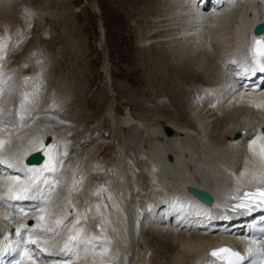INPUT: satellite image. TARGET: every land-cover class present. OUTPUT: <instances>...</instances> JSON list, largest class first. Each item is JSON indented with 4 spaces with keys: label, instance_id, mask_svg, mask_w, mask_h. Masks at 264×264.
Returning a JSON list of instances; mask_svg holds the SVG:
<instances>
[{
    "label": "bare ground",
    "instance_id": "obj_1",
    "mask_svg": "<svg viewBox=\"0 0 264 264\" xmlns=\"http://www.w3.org/2000/svg\"><path fill=\"white\" fill-rule=\"evenodd\" d=\"M52 1L47 3L44 9L53 8L57 3L63 4L65 9L72 11L73 4L76 2V0H61V2L54 0L55 3ZM121 1L129 0H119ZM28 2L34 4L42 0H28ZM169 4L168 9L173 12L167 9L154 16L155 20L152 21L155 23L154 31L150 30L140 37L138 47L144 50L147 45L164 42L173 44L172 52H175L172 55L170 51L171 55H167L164 51L154 50L153 56L150 54L151 56L146 58L147 61L144 60L145 62L137 70L133 69L125 75L133 81L132 75L143 74L146 76L145 85L148 86L151 85L147 81L150 75L146 69L149 68L154 81V85H151L154 89L151 93L153 98L151 97L150 101L159 103L165 96L168 99L166 105L174 109H178L177 92H181L183 88H179L180 81L186 82L188 86L193 85L192 88L183 90L184 95H182L192 99L191 103L195 104L194 110L198 109L200 117L197 121H191L193 110L184 117L179 111L174 112L172 116L161 113L156 115L157 117L149 115L148 117L140 116L138 119L133 118L129 113L121 116L118 123L127 129L121 136L122 140L118 142L123 147L119 144L114 145L116 150L114 159L99 157L98 151L103 143L84 152V156L73 161L70 175L57 186L48 208L54 216L71 212L73 215L69 216V221L75 218L78 211L81 219L77 227L82 226L84 228L82 235L94 237L92 244L100 247L93 250L89 246V250L85 252L84 245H81L78 257L65 256L60 252L67 238V232L62 228L60 235L41 234L42 239L45 235L48 237V242L42 244L47 249L46 252H41L34 245H29V248L34 251L37 264H66L69 259L70 264H99L104 261H109L110 264H220L216 258L209 255L210 248L227 244L233 249L246 253L255 245H264V241L260 242L248 237V218L245 217V209H227L228 203L232 200L229 195L236 197L244 188L264 186V181L253 179L254 176L264 173V158L261 154L264 134L255 131L259 126L264 125V85L256 91L244 90L241 86L243 78H252L256 75V71L251 70L250 42L254 37L252 26L264 19V0H169ZM181 6L182 11H177L176 9ZM16 8L17 0H0V37L9 45L5 59L0 62L2 63L0 73L4 74L3 79L7 81L6 84L0 85L3 88L0 104L6 110L4 117L6 127L0 131V137L11 141L5 143L4 149L5 151L16 150L23 161V163L20 161L17 163L23 167L26 164L25 151L28 154L34 152L28 143L32 137L43 135L45 138L49 135L52 136L51 144H53L55 139L59 141L63 138L64 129L57 134L53 126L42 123L45 119L38 120L37 111L34 109L31 112V115L36 114L34 117L29 116L24 121L16 117L22 93L33 91L39 81H37L38 75L35 73L37 69L32 60L24 59L18 62L7 60L13 54L18 44L17 40L21 39L19 37L26 34L20 25L19 15L15 14L10 19L3 16L7 10ZM144 12L151 11L145 8ZM229 12L233 14L229 15ZM77 16L80 17V15ZM228 20H231L229 24L226 23ZM64 22L65 26L61 34L55 33L54 30L50 31L41 40L37 50L42 51V44L46 47L48 43L58 40L59 56L62 55L73 62L72 49L82 48L80 46L81 31L76 28L73 32L66 20ZM161 22L162 24H159ZM168 26L169 28L162 29ZM102 29L104 31V27L100 31ZM213 41L218 43V48L212 47ZM190 46H192L190 51L193 52L191 58L196 62L195 69H193L194 65L187 62L191 59L190 56L184 55L185 51L182 52ZM52 61L54 62V58ZM92 61L93 59L89 58L87 64L90 66ZM52 67L47 76L48 83L50 88L55 90V96L58 97L60 104L65 106L71 100L75 105H81L83 81L88 89L96 76L90 77L89 80L80 78L81 84L68 86L69 88L65 91L61 86L64 80L62 70L55 69L54 65ZM103 70L107 73L106 65H103ZM209 71L220 75L215 81L206 82L204 74ZM146 72L148 75H144ZM81 73L76 71L74 74L82 76L83 73ZM133 82L141 84L142 78L139 82L135 79ZM199 84L204 86L200 88L198 94H195ZM178 104L180 105V102ZM229 107L234 109L229 110ZM238 107L242 109L240 115H237ZM7 109L12 110L11 115H7ZM45 109L51 112L52 106L47 105ZM105 110L108 115L107 125L111 131L110 141L117 133L116 122L114 114L111 113L112 107L107 106ZM214 115L218 117V133L210 139L207 130L208 122L214 118ZM27 125L32 127L29 128ZM242 128L246 129V133L234 138L233 134ZM143 141L147 142L144 146ZM211 148H218L225 155L222 159L217 156L211 165L204 164L200 158ZM183 149L191 150L189 153L191 155L182 153ZM40 152L43 155L41 163L28 165L29 167L43 166L48 157L44 156L42 151ZM167 152L173 154L172 161L166 160ZM129 163H131L133 174L129 171ZM192 173L198 175L193 177ZM8 174L20 175L23 179V173H16L0 165V184L5 182L3 177ZM132 175L135 176V181L138 180V185L132 183L134 180L131 178ZM73 177L81 183L78 184L79 190L71 191L73 204H68L64 198L69 196ZM187 186L206 191L214 199L212 200L214 207L211 208L190 198L183 189ZM215 190L223 192L221 202H216ZM138 191L141 192L139 193L141 194L139 195L140 213H137L133 207V201H135L133 197H139L134 195ZM3 192L4 189L0 188V193ZM24 203L40 204L39 201ZM98 205L99 208H97ZM42 214L40 211H29L27 215H15L7 206L0 205V264H3L4 258L12 253L16 245H19L20 249L24 247L23 240L27 239V233L17 236L15 228L26 223L31 225L35 233H39L35 218ZM145 223L148 225L141 229V224ZM137 226L140 227V232L143 230V233H140L141 236L149 238L151 236V239L146 237L148 239L141 240V252L134 256L131 252L134 250L131 242L135 235L133 228ZM156 232L157 235H155ZM158 233L165 237L163 241ZM154 240H158L157 244H163L167 249L163 254H159L157 247L153 255H150V246L156 245ZM103 247L108 248L106 253L103 252Z\"/></svg>",
    "mask_w": 264,
    "mask_h": 264
},
{
    "label": "rangeland",
    "instance_id": "obj_2",
    "mask_svg": "<svg viewBox=\"0 0 264 264\" xmlns=\"http://www.w3.org/2000/svg\"><path fill=\"white\" fill-rule=\"evenodd\" d=\"M57 1L61 2V0ZM52 2L55 3L56 0L55 2L54 0ZM47 3H51V0H42V2H34V4L28 2V0H17V8L15 10H5L6 12L3 13V16L6 19H10V17L15 14L19 15L18 17L20 19V25L26 33L23 37H19L21 39L17 40L18 44L15 47L16 49L14 48L13 54L9 56L10 58L8 57L9 59L7 60H15L18 62L20 60L30 59L35 65L37 69H35L37 71L35 73L36 75H38L37 81L39 80L37 84H39L40 86V96L37 103L32 107V109L37 111L36 114L38 116V120L40 118L41 120L45 119L42 120V123L45 122L53 126V129L57 132V134H60V131L64 129L63 134L61 133L63 138L59 140L58 145V150L63 152L66 149L68 153L67 156L60 157V159L63 160L64 166H62V171L65 173V176L62 177V180L70 175L71 165L73 164V161L75 159H78L80 156H84V152H87L93 147L98 146L102 143L103 145L98 151V153L100 152L98 154L99 157L108 158L110 160L114 159V157L116 156L114 145L119 144L120 147H123L122 144L118 142L122 140L121 136L124 135V131L127 128L123 127L122 124L118 122H120L121 116L126 115V113H129L130 116L138 119L140 118V116L148 117L149 115H151L152 117L155 115L154 117H157L156 115H160L161 113H164L165 116H172L174 112L179 111L180 115L184 117L186 115H189V113H191L193 110V112L191 113V121L198 120V118L200 117V112L198 111V109L194 110L195 104L191 103L192 99H190V97L186 98V96H184L185 98L183 97V90L192 88L191 86L193 85L188 86L186 85V82L180 81L179 88L183 87L182 89L180 88L181 92H177V102H180V105L177 103L178 109H174V107H168V105H166L168 99L165 96L162 99L163 101L161 100V102L159 103L158 101L157 103L150 101L153 98L151 93L154 91V89L151 85H154V81L152 80L153 77H151V71L149 68L146 69L149 71L147 72L150 75L147 81L151 83V85L148 86L145 85L146 76H143V74L139 76L132 75L133 81L135 79L139 82V79L141 80L142 78L141 84H139L140 82L136 83L129 80L127 75H125L126 73L131 72V70L133 69L137 70L140 65L145 62L144 60L147 61L146 58L148 56H153L152 51L154 50L164 51V53H167V55H171V53L173 55V53L175 52H172V50L174 49L171 45L173 44L164 42H159L157 43V45L155 43L151 46L147 45L144 50L138 47V40H140V37L145 35L150 30L154 31L155 27L153 25H155V23L152 22L155 20L154 16L160 14L161 11L163 12L168 9V7L170 6L169 0H155L152 2H149L148 0H129L125 2H119V0H76V2L73 4L74 7L72 8V11L71 9H65L63 4L57 3H55V6L53 8L48 9L46 7L47 9H44V7L48 5ZM145 8H148L151 12H144ZM179 8H177L176 10L182 11V6L180 9ZM43 9L46 11H44ZM168 11L173 12V10L169 9ZM49 13L52 14L49 15ZM232 14L233 13L230 14L229 12V15ZM77 15H80V17H78ZM67 18H71V20ZM64 20H66V22L70 25L73 32L74 30H76V28H79V30L81 31L80 33L82 36V43L80 44V46L82 48H78L76 50L72 49L71 59L74 60L73 62L67 58L65 59L64 57H62V55L59 56L60 53L58 40H55L56 44L55 41H52L53 43H48L50 46H48L47 44V46L44 47L42 44L43 52L41 50H37V47L41 45V40L45 38L47 33H49L50 31L53 32L54 30L55 33L59 32V35L61 34V30H63V27L65 26ZM169 21L171 22L170 19ZM229 22H231V20H228L226 23L229 24ZM159 24H162V22ZM102 27H104V31L103 29L102 31H100ZM164 28L167 29L169 28V26L162 27V29ZM55 33L54 36H56ZM212 47L215 49L218 48V43L213 41ZM188 48L186 50L183 49L182 52L185 51L184 55L190 56L191 58L193 52H191L190 49H192V46ZM177 52L180 53L181 51L177 50ZM49 55H53L54 57H50ZM175 56L178 57V55ZM53 58L54 62L52 61ZM89 58L93 59L90 66L87 64V60ZM175 58L176 57H174V59ZM191 59L187 62H189L193 66L194 64H196V62L195 60ZM38 61H40L41 63H37ZM51 64L54 65L55 69L58 68L57 70H62L61 72L63 73L64 80L61 86L65 91L73 84L74 86H78V84H81V80H79L80 78L82 80H84V78L89 80L90 77L92 78L94 77V75L96 76L90 83L88 89H86V87L84 86L83 81V95L81 94V97L83 98L81 101V105H75L71 100H69L68 103L70 105L67 104L65 105L66 107L60 104V101H58V97L55 96V90L51 89L48 83L49 78L47 76L48 74H50L49 71L53 66H51ZM103 65H106L107 73H105L106 71L103 70ZM46 66L48 68H46ZM195 68L196 65H194L193 69ZM76 71L82 72V76H80L79 74H77L78 77L75 76L74 73H76ZM147 72L144 73V75H148ZM219 75L220 74H217L216 72L209 71L204 74V79L206 80V82H212L215 81V79H217ZM50 78L52 79V77ZM203 86L204 84H199V89H196L197 91L195 92V94H198L200 88H202ZM78 90L80 91L79 88ZM179 95L182 97H180ZM54 102L55 105H58V107L54 106ZM47 105L52 106L51 112L47 111L48 108L45 109V106ZM107 106L112 107L111 113L114 114L112 115L115 118V127L117 129V133L115 135L116 137L114 136L110 141L109 138L111 136V131L110 128H108L109 126L107 125L108 115L107 113H105V109L107 108ZM233 109L234 107L230 108L229 110ZM236 110H238L237 115H240L242 113L241 108L238 107ZM36 114L34 115L36 116ZM34 115H31L30 113V115H28L26 118H28L29 116L34 117ZM50 117H57V119H51ZM213 117L214 118L208 122L209 124L207 129L210 133H208V137H210V139L215 137L218 133V117L216 115H214ZM61 121H64V123H61ZM140 129L144 130L142 127H140ZM44 139L45 143H52V136L50 137L49 135H46ZM146 140H148V138ZM57 141L58 140L55 139L53 141V145H56ZM142 143L143 146L147 144V142L145 141H143ZM128 166L130 173L133 174V172L131 171L132 168L130 167L131 163H129ZM131 178L133 180L135 176L132 175ZM135 180L136 179H134L132 183L138 185V180ZM139 193L141 192L138 191V193L136 192L134 195H141ZM133 200L136 201V204L135 201H133V207L136 209L135 211L137 213H140V196H134ZM146 225L148 224H141V229ZM139 228L140 227L138 226L133 228L135 231V235L133 234L134 236L131 243L134 250H131V252L132 254L134 253V256L138 255L141 252V240L143 241L149 238L148 236L143 235L142 237L140 233H143V230H141L140 232ZM155 235H157V232ZM158 235L161 236V233H158ZM149 239H151V236ZM160 239L163 241L165 237L161 236ZM154 242H156V245L150 246V255H153L157 247L159 249L158 251H160L159 254H163L167 250L163 246V244H157L158 240H154ZM132 245H130L131 248Z\"/></svg>",
    "mask_w": 264,
    "mask_h": 264
},
{
    "label": "snow or ice",
    "instance_id": "obj_3",
    "mask_svg": "<svg viewBox=\"0 0 264 264\" xmlns=\"http://www.w3.org/2000/svg\"><path fill=\"white\" fill-rule=\"evenodd\" d=\"M30 14V13H29ZM9 49L8 43L0 37V62L5 59L6 52ZM251 51L253 53V63L262 72H264V63H261L259 58H264V38H258L254 40ZM38 63H41L38 61ZM235 63V61H233ZM2 67V63H0ZM4 74L0 73V85L7 83L3 79ZM27 79V78H26ZM39 84H37L33 91H24L22 93V99L20 101L19 108L16 111V117L20 121H24L25 118L30 115L32 107L37 103L39 98ZM3 88L0 87V100H2ZM54 106L58 107V105ZM12 110L7 109V115H11ZM6 110L0 104V131L6 127L5 122ZM51 119H57V117H50ZM64 123V121H61ZM32 127V125H27ZM0 137V165L6 166L8 169L14 170L16 173H23V179L20 175L8 174L3 177L4 183L0 184V188L4 189L3 193H0V205L7 206L9 210L15 215H27L29 211H40L42 215L37 216V227L39 233H35L31 229V225L22 223L15 228V234L22 236V233H27V239L23 240L24 247L20 250V259L16 261V264H37L35 259L34 251L29 248V245H34L36 249L41 252H46L47 249L42 246L48 242V237L45 235L42 239L41 234L52 233L54 235H60V230L63 228L67 232V238L63 243V247L60 252L68 257L76 256L80 254V246L84 245V251L89 250V246L93 250L100 247L99 245H93L92 241L94 237L82 235L84 228L77 227L80 223L81 216L79 212H76L75 218L69 221V216L73 215L68 212L65 215L54 216L48 211L49 205L53 200V193L58 185H60L62 177L65 173L62 171L63 160L60 159L62 156H67L68 153L65 151L61 152L58 150L59 141L56 145L51 143H45L44 136L38 135L32 137L28 143L33 151H42L44 156L48 159L44 162L43 166L29 167L24 164L21 167L17 161L23 163L18 152L16 150L5 151V143H10ZM262 158H264V146L261 149ZM24 155H28L25 151ZM253 179L264 181V173L259 176H254ZM81 181H77L75 177L72 179V186L69 190V196L65 197V201L68 204H73L71 200V191L78 189V184ZM103 190V189H102ZM98 194V193H94ZM232 199H237L233 197ZM239 203L233 205V209L244 208L249 212L254 209L264 207V189H256L254 192H245L242 197H239ZM28 201H39V205L25 204ZM99 208V205L97 206ZM7 218V217H6ZM71 224V227H69ZM108 248L103 247V252H107ZM249 253L256 257L254 264H264V245L257 246L255 249L250 248ZM211 257L216 258V261L220 264H238L243 258L242 254L238 251H234L227 247L214 249L210 253ZM66 264H70L66 261Z\"/></svg>",
    "mask_w": 264,
    "mask_h": 264
},
{
    "label": "water",
    "instance_id": "obj_4",
    "mask_svg": "<svg viewBox=\"0 0 264 264\" xmlns=\"http://www.w3.org/2000/svg\"><path fill=\"white\" fill-rule=\"evenodd\" d=\"M252 30H253V33H255V34H263L264 33V21H262L259 24H256ZM262 132L264 134V128L262 129ZM42 160H43V155L41 154V152L40 151H34V152L29 153L26 156L24 162L27 165H31V164L38 165L41 163ZM167 160L168 161L173 160L171 155L167 156ZM196 175H198V174L192 173L193 177ZM217 179H218V177H217ZM186 190H188L193 196H195L197 199H199L202 203L209 205V206H213L212 200H214V199H212L206 191L197 189L196 187H193V186H187ZM222 193L223 192H219L218 190L214 191L216 202H219L221 200Z\"/></svg>",
    "mask_w": 264,
    "mask_h": 264
}]
</instances>
